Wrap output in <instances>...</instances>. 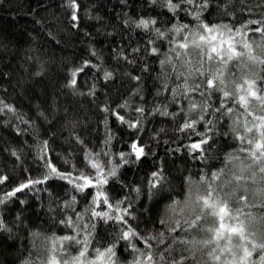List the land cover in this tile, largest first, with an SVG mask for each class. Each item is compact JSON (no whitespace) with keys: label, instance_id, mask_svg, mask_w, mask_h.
<instances>
[{"label":"trees","instance_id":"trees-1","mask_svg":"<svg viewBox=\"0 0 264 264\" xmlns=\"http://www.w3.org/2000/svg\"><path fill=\"white\" fill-rule=\"evenodd\" d=\"M224 2L213 0L214 5ZM77 3L78 19L73 21L68 0H0V101L16 109L15 113L0 112V176L8 177L0 184V198L29 178H41L47 171L46 160L62 172L79 169L88 173V153H99V159L106 164L111 159L110 168L122 163L119 153H127L136 140L147 155L139 161L126 156L128 163L117 169V176L109 179L105 191L110 202L123 200L125 205H131L132 217L126 219L142 235L163 231L159 221L166 218L170 198L184 191V178L191 175L195 180L201 169L219 168L224 155L235 148L234 141L225 135L230 125L225 118L207 133L215 141L207 164L193 159L185 146L199 137L191 131H180L187 118L188 101L180 98L173 103L171 94L161 91L158 77L163 55H152L150 48L157 47L164 54L168 44L156 38L154 28L166 31L172 23L192 24V18L181 12L179 20L174 21L163 7V0L155 4L151 0ZM261 3L262 0H230L227 11L234 13L235 19L215 6L203 18L239 27L248 18H259V13L264 12ZM249 8L253 10L251 14ZM140 19H155L157 24L149 30L138 28ZM86 61L89 66L76 76V87H69L72 72ZM105 72H111L112 78L105 80ZM136 76L139 81L133 79ZM176 83L168 81L173 89ZM217 97L215 94L211 98L213 106L219 103ZM195 100L200 97L195 96ZM125 102L127 107H121ZM165 106L175 115L156 111H163ZM140 107L143 114L136 111ZM114 112L130 122L139 120L140 125L131 128L121 123ZM206 127L201 123L196 131L204 132ZM45 141L47 149L42 152ZM158 170L163 171L166 185L149 192L151 173ZM93 194L94 189L81 193L66 181L50 179L0 204V217L11 229L0 231V264L44 259V242L37 240L33 248L31 234H69L70 230L58 221L67 216L75 220V213H85ZM72 197L76 202L71 208L65 207L71 204ZM96 210L107 209L101 205ZM84 221L88 222L87 213ZM94 222L93 244H109L114 228L120 225L99 218ZM123 246L124 242H120L117 247L121 264L130 259L127 250L121 252Z\"/></svg>","mask_w":264,"mask_h":264},{"label":"snow or ice","instance_id":"snow-or-ice-1","mask_svg":"<svg viewBox=\"0 0 264 264\" xmlns=\"http://www.w3.org/2000/svg\"><path fill=\"white\" fill-rule=\"evenodd\" d=\"M151 2L155 4L157 0ZM229 4L230 0H225L223 5H214L213 0H163V7L174 21L183 12L191 16L192 24L172 23L166 31L155 27L156 38L166 42L168 48L162 54L157 47H151L150 53L163 55L158 77L162 93H170L173 103L180 98L188 101L187 118L180 131H191L199 137L185 146L188 154L206 165L215 143L207 133L225 118L230 121L225 135L234 141V150L224 155L219 168L201 169L195 180L191 175L184 178V191L170 198L165 208L166 218L159 221L164 230L151 235H142L129 224L126 217H132L130 204L125 205L123 200L110 202L105 191L109 179L117 176V169L128 163L126 156L139 161L147 155L138 141L130 144L127 153H119L121 164L110 168L111 159L106 164L99 159V153H88V173L79 169L62 172L46 160L47 171L41 178H29L6 192L0 204L25 189L59 179L77 192L94 189L92 203L85 210L88 222L84 221L85 213H75L72 208L75 220L67 216L58 221L70 230L69 234L42 236L40 232H33L32 247L36 248L37 240H42L47 255L42 260L25 258L21 264H121L117 254L120 242H124L121 252L127 250L130 256L124 264H264V12L259 13V18L246 19L239 27L224 22L210 23L203 18L215 6L222 7L226 16L235 19L234 13L227 11ZM68 6L72 9V20L76 21L77 0H68ZM259 6L264 7V0ZM247 11L251 14L253 10ZM156 24L155 19H140L136 27L149 30ZM87 66L86 61L72 72L69 87H76V76ZM112 75L105 72L104 79H111ZM133 79L139 81L140 77ZM169 80L177 81L174 89L169 87ZM215 94H218L217 106H213L211 99ZM197 95L199 101L195 100ZM121 107H127V103ZM4 110L16 112L14 107L0 101V112ZM136 111L144 113L142 107ZM156 111L165 116L175 115L168 112L167 106L163 111L160 108ZM192 113H196L194 118ZM113 115L131 128L140 125L139 120L130 122L123 115L115 112ZM201 123L207 126L204 132L196 131ZM46 149L47 141L41 151ZM7 179L0 176V184ZM165 185L162 170L151 173L149 192ZM75 202L72 197L71 204L65 207L71 208ZM101 205L107 210L97 211ZM94 218L120 225L114 228L109 244H93ZM0 231H11L2 217Z\"/></svg>","mask_w":264,"mask_h":264},{"label":"rangeland","instance_id":"rangeland-1","mask_svg":"<svg viewBox=\"0 0 264 264\" xmlns=\"http://www.w3.org/2000/svg\"><path fill=\"white\" fill-rule=\"evenodd\" d=\"M4 196V195H3Z\"/></svg>","mask_w":264,"mask_h":264}]
</instances>
